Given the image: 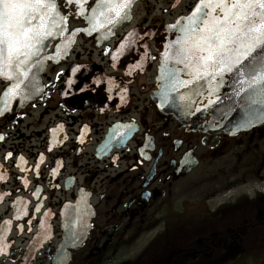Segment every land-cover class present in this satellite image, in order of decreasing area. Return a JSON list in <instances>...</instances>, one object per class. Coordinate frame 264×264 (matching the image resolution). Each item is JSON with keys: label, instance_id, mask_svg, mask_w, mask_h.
<instances>
[{"label": "flooded vegetation", "instance_id": "1", "mask_svg": "<svg viewBox=\"0 0 264 264\" xmlns=\"http://www.w3.org/2000/svg\"><path fill=\"white\" fill-rule=\"evenodd\" d=\"M54 2L20 94L0 76V264H264V124L188 129L154 95L160 38L197 0H131L115 23Z\"/></svg>", "mask_w": 264, "mask_h": 264}, {"label": "snow or ice", "instance_id": "2", "mask_svg": "<svg viewBox=\"0 0 264 264\" xmlns=\"http://www.w3.org/2000/svg\"><path fill=\"white\" fill-rule=\"evenodd\" d=\"M130 4L131 0H99L92 19L104 17L108 23L118 22L126 17L124 9ZM56 9L54 0H0V75L17 81L10 94H20L19 81L27 76L22 69L39 54L41 41L58 27ZM65 19L60 16L61 21ZM186 19L173 58L191 69V79L178 80V84L195 87L202 79L240 71L245 61H251L250 71L241 72V88L247 84L248 88L264 89V0H197ZM92 27L95 29L96 24Z\"/></svg>", "mask_w": 264, "mask_h": 264}, {"label": "water", "instance_id": "3", "mask_svg": "<svg viewBox=\"0 0 264 264\" xmlns=\"http://www.w3.org/2000/svg\"><path fill=\"white\" fill-rule=\"evenodd\" d=\"M187 17L175 27H168L159 41V77L154 89L159 107L174 115L182 126L207 133L234 134L264 124V89L248 88L247 84L244 90L241 88L240 81L244 79L241 72L250 71L251 61H245L240 71L202 79L195 87L177 83L191 79L188 75L191 69H185L184 64L173 58L179 47L176 41L184 35L180 29L187 24ZM35 67L30 76L37 78L42 65L37 61Z\"/></svg>", "mask_w": 264, "mask_h": 264}, {"label": "rangeland", "instance_id": "4", "mask_svg": "<svg viewBox=\"0 0 264 264\" xmlns=\"http://www.w3.org/2000/svg\"><path fill=\"white\" fill-rule=\"evenodd\" d=\"M253 218H251V217H248V218H243V221L244 222H246V221H249V220H252ZM211 221L210 220H206L205 222H202V224L203 225H208V226H205V228H210L211 226H209L211 223H210ZM184 224L185 225H187V226H198L199 225V223L198 222H196V221H194L193 219H190V218H186L185 220H184ZM220 223H217L216 225H219ZM170 232V229H168L165 233H169ZM165 233H163V235L165 234ZM254 232L253 233H249V234H247V235H245L244 236V238H243V241H246V242H248V241H258V239H259V235L258 236H254Z\"/></svg>", "mask_w": 264, "mask_h": 264}]
</instances>
